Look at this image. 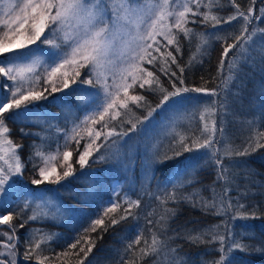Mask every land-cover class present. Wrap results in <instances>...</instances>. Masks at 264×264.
<instances>
[{
  "label": "trees",
  "instance_id": "1",
  "mask_svg": "<svg viewBox=\"0 0 264 264\" xmlns=\"http://www.w3.org/2000/svg\"><path fill=\"white\" fill-rule=\"evenodd\" d=\"M199 3L197 9L195 0H187L191 11H187V23L182 26L190 29L191 34L174 32H179V51L175 44L167 45L166 41L160 42L159 51H155L156 42L146 50L141 83L145 79L152 83L143 88L139 86L141 83L136 84L128 93L142 99L130 98L125 102L127 108L119 107L115 118L101 126L105 133L114 131L118 138L124 139L122 153L107 157L102 150L107 154L108 150L101 147L100 154L93 157L94 162L83 168L75 164L71 168L73 174L62 179L66 189L60 194L56 192V196L64 205L65 216L50 212L42 218H30L19 205L29 190L36 192V187L43 188V184L31 185L43 164L36 152L46 155L61 146L67 120L60 115L66 102H71L69 108L75 114L85 108L87 102L76 96L94 87L83 82V77L89 74L88 67L79 69L80 75L61 94L37 84L36 92H44L47 99L28 107L31 113L49 111L44 119L4 116L23 174L18 189L0 207V212L10 217L4 229L17 241L15 248L9 250H16L20 264H214L221 257L220 237H225V251L233 241L249 246L244 250L234 248L228 264H264V147H258L264 144V45L250 42L251 30L243 33L240 22L243 18L237 16L238 10L247 13L251 8V20L258 18L254 25L264 31V0H199ZM233 16L237 18L225 22ZM45 35H49L47 28ZM53 38L61 44L59 36ZM36 45L35 51L44 50V54L63 47L62 44L52 48L39 42ZM235 47L239 51L228 77L226 68ZM29 49L34 51L30 46L20 53L26 55ZM167 52L175 56V63ZM148 53L156 57L152 63H148L151 59ZM35 72L26 85L36 84L32 77L40 75V68ZM148 72L154 75L149 77ZM173 72L175 76L171 75ZM220 86L224 90L222 99L218 98L222 120L218 122L217 112L214 123L217 127L221 125L226 144L232 149L228 161L221 165L222 171L216 165V158L204 152L207 137L202 131L208 124L201 123V116L180 125L171 138L159 142V150L155 147L153 153L156 152L149 155L142 167L136 148L141 138L139 129L141 123L161 108L157 105L163 96L177 90L182 93L184 89H204L215 94ZM195 104L194 110L202 111ZM211 108L204 113L212 114ZM77 155L75 152L74 156ZM149 169H152L150 175ZM114 179L124 181L123 191L129 194L128 199L112 196ZM166 182L168 186L162 190ZM220 184L223 189L218 187ZM130 201H139V205L129 208ZM229 201L232 207L221 211ZM113 203L117 207L107 211ZM206 204L209 206L205 207ZM125 209L132 214L127 215ZM161 216L165 217L163 222ZM97 219L103 223L93 226ZM113 219L118 221L115 225L111 223ZM29 236L32 238L27 242ZM138 236L139 243H135ZM190 237L199 239L192 241ZM73 244L75 248L71 247Z\"/></svg>",
  "mask_w": 264,
  "mask_h": 264
},
{
  "label": "rangeland",
  "instance_id": "2",
  "mask_svg": "<svg viewBox=\"0 0 264 264\" xmlns=\"http://www.w3.org/2000/svg\"><path fill=\"white\" fill-rule=\"evenodd\" d=\"M23 2L24 0H0V21L6 20L9 22V24H11V28H9L4 23H0V40H3L5 43L9 42L10 39L15 40V38L21 36V34H32L31 9H28V23L24 25V28L19 29V32H17L16 29L19 27L20 21H17L16 23H12V21L15 20L17 16H19L22 21L25 18L24 13L21 12L19 8H15L11 12L5 14V9L10 4H22ZM100 2L105 9L104 18L109 23V25L112 26V6L114 4L117 6L120 4H124L127 7L137 8L143 10V12H147L149 7L155 8V6L161 3L162 0H100ZM185 5H187V0H169L168 11L173 12L174 15L183 11L186 15L187 10L185 9ZM252 13V11L246 13L249 14V22L246 25V30H251L250 36L252 40L250 42L254 41L260 45H264V31L255 27L254 24L258 18H254V20H251V15H253ZM52 14H55V9L52 10ZM118 14H122V10L121 13ZM173 20L174 16H168L164 21L158 22L154 29H148L150 31H153L156 35L155 40L148 38L146 43L152 44L156 41H166L163 36L159 35L158 33L161 31H167V28H161V24H167L169 27H171ZM148 22L149 20L146 19L145 23L140 24L139 29H137V18L135 16H132L127 19H120L114 27L118 32L123 33L125 30H127L132 34H135L137 33V31L144 32L146 30V24ZM240 22L241 25H243L244 33L245 21L241 19ZM75 24V21L70 22L68 27H66L63 32L56 34L57 37L59 36V40L61 42L60 45L63 44V47L60 46L57 51H54L51 54H44V50H42L41 52L35 51V47L37 46L36 44L28 45L23 49H13L12 52L5 54L11 57L13 52H20V50H24L26 48H29L30 46L34 47L33 52L36 53L35 56L26 54L23 55V59L16 62L20 64H31L33 59H35L36 57L39 58V63L35 66L34 71L25 72L24 75L27 80H29L31 78L30 76L34 74L33 72L40 68V82H35L36 84H32L30 86L26 85L25 82L21 89L25 94H27L29 90L36 91L38 89V83H41V88L48 87L51 91L54 85L59 89V91H56V93L61 94L64 91L66 92V89L63 88V83L65 80H67L68 85L75 81V79L77 78L76 72L82 68L80 65L84 64V61L81 59V54L78 53L75 57V59L77 60V64H64L62 59L64 52L70 51L67 45L63 43V39L66 34L69 36L72 34V32L75 30ZM176 31L177 29L172 28L173 33ZM124 39H127V37H124ZM238 51L239 49L236 50V47L231 51V60L229 61L226 68L228 77H231L229 71L233 70L231 69V65L234 60L237 59L235 55ZM146 52L147 51L141 53V55L145 56ZM130 54V49L125 47L121 39H117L114 46L109 50L107 56L103 58V66L96 70L98 73H102V75L92 74L91 60L87 64H84L83 67H88L89 74L83 77V80L86 81L88 79H91L93 83L90 85H94V87L86 92L82 91L78 96H76L77 98L80 97L82 101L84 99V101L87 102L85 108L82 111L76 112L75 114L73 112L74 110L69 108L71 104L70 101H67L62 109L60 118L65 119V121L67 120V124L62 130L61 146L57 147L55 150L49 151V153H46V155L43 154V164L37 169L35 173L36 177L34 179H43L40 176L41 168H44L45 171H51V169L55 167L56 174H53L49 178V180H46L42 183L43 185L41 186H43V188L36 187V192L34 190H29L27 192L26 198H24L23 202L19 205L20 210L26 211L30 218H42L40 216L47 215L50 212L51 214L53 213L57 216H65L64 205L60 203V199L58 198L59 196H56V192L57 194H60L63 193L66 189L64 186H62L63 183L61 182L63 179V173L64 171L69 170V165H71L72 168V166H74L75 164H79V156L86 150V146L90 145L87 150L91 152V156L87 157L88 163L94 162L93 157L99 155V150H101L100 148H104V146L105 149L108 150V154L105 153V150L103 148L102 151L107 155V157H109L108 155L112 156L122 153L124 149V139L121 137L118 138L115 135L114 131L109 132L111 133V135H109V133H105L101 126L107 124L112 117H115L117 115V109L120 107L121 102L125 103L131 98V95L128 94L129 90L134 85L139 84L143 81V79L141 80V64L143 59L131 61L129 59ZM59 65H62V67H59V71H57L53 75L52 69L58 67ZM65 73L67 75H65ZM35 77L37 76L32 77L33 81H35ZM133 78L136 79L135 84H133ZM14 83H19V78L17 79V82H13L12 80H9L6 76H4V74L0 73V101H4V94L7 93L8 99L4 102H11V91L14 90ZM105 84L109 86L107 91L114 93L111 99H106L104 87ZM130 84L132 85V87L127 88V95H125L124 88ZM4 85H7L8 87L5 88ZM218 88L219 91L217 90L215 94L209 91H182V94L170 97L169 101L165 102L164 106L161 107L156 112V114H153L150 118L141 123V128L139 129V136L141 138L140 142L136 144V148L139 149L138 156H140V158L142 159V167L145 166L147 161L150 159L149 155H153L156 151L159 150V142L167 141V139L171 138L173 133L178 130L180 125L184 124L185 122H189L195 116H203L201 123H207L208 125L207 130L202 131V134H204L207 139L211 138L212 140H214V143L211 147H203L204 152L216 158V165L219 166L220 171H222L221 165L223 164V162L228 161V154L232 152V149L230 144H226L222 129H220L221 125L217 127V123L216 126L214 123V117L216 113L218 112L219 114L217 118L218 122L222 120V117L220 118V116L223 113L222 106H220L221 102H218V98H220V100L222 99L221 96H223L224 90L221 86ZM83 92L84 98L82 97ZM17 98H19V95L17 96ZM111 100L116 101V106L114 108H108L105 112L104 108L107 106V103L111 102ZM195 102L198 103V108L202 111L194 110V108L196 107ZM209 103H212L211 105H213L214 107L211 108ZM23 108L24 105L22 104L20 109H9L8 112L4 113L6 115H2L11 117V113L13 111L20 110L22 112ZM210 108L212 109L214 115L213 113H204L205 109ZM48 114L49 111H39L36 113L33 112L26 119L32 121L42 120ZM101 115H103V119H101ZM86 116L90 117V119L85 122ZM208 116H210V120L207 119ZM20 119L22 120L25 118ZM98 125L100 126L98 127V129H96ZM213 128H215L216 131L213 132ZM97 132H100V136L102 135V138H100V136H96ZM106 136L107 139H105ZM104 142L105 145L102 146ZM154 142L156 143V145ZM155 147L157 150L155 149ZM154 150L156 151L153 153ZM64 152L71 153V157L68 160L64 159ZM75 152H77V156H74ZM14 153L18 155L16 146L11 143L8 137V132L4 133L0 131V176L7 175L8 177V182L5 184V187L8 189V191L6 194H0V207L2 205H5L6 201L11 198V195L18 189L17 184L21 182V175H17L15 173V166L17 161ZM52 157H54V159ZM40 158L41 157H39V159ZM45 159L47 160V163L44 162ZM218 160L221 163H217ZM151 170L152 169H149L147 171L149 175L151 174ZM56 175L62 177L60 183L51 182L56 179ZM123 184V180H112L111 192L113 197L118 196L120 200L129 198V194L126 191H123ZM31 185L36 186L32 184V182ZM167 186L168 183L166 182L163 185L162 190H165ZM218 187H221L223 189L221 184ZM45 188L48 189L46 190ZM32 192H34L35 194H33ZM42 192H44V198L40 197V195H42ZM222 193L220 194L222 195ZM26 202L28 203V207H25ZM2 216L5 215L0 212V217ZM45 218H49V216ZM4 223H8V221ZM6 226L7 225L0 223V264H20L21 260L17 259L16 257V250H9H13L15 248L17 241L16 239H13L11 237V233H9L7 229H4V227L6 228ZM31 238L29 236L27 242L30 241ZM8 256H10L9 259ZM6 259L7 261H5Z\"/></svg>",
  "mask_w": 264,
  "mask_h": 264
},
{
  "label": "snow or ice",
  "instance_id": "3",
  "mask_svg": "<svg viewBox=\"0 0 264 264\" xmlns=\"http://www.w3.org/2000/svg\"><path fill=\"white\" fill-rule=\"evenodd\" d=\"M196 7L199 9L200 3L199 0H195ZM168 4L169 0H162L161 3L157 4L155 8L149 7L147 12H143L141 9L137 8H130L125 6L124 4L120 5H113L112 6V26L109 25V23L104 18V12L105 9L103 5L101 4L100 0H24L22 4L16 3V4H10L5 9V14L11 12L15 8H19L21 12L24 13L25 18L21 21V18L17 16L15 20L12 21V23H16L17 21H20L19 27L16 29L17 32H19V29L24 28V25L28 23V9H31V31L32 34L26 35L21 34V36L15 38V40L10 39L9 42L5 43L3 40H0V73L4 74L9 80H12L13 82H17V79L19 78V83H14V90L11 91V102H4L8 99V94H4V101H0V131L7 133L9 129L5 127V117L2 115L6 112H8L9 109H20L21 105H24L23 111H13L11 113V117L13 119H20V118H27L31 112L28 107L29 104H32L33 102H38L42 99H47V97L44 95V92H36L29 90L27 94H25L21 89L23 87V84L27 82V78L25 77V72H32L34 71L35 66L39 63V58L36 57L32 60L31 64H20L16 63L17 61L24 58V56L20 52H13L11 57H9L8 54L12 52L13 49H23L28 45H34L39 42L40 44H46L52 46V48H58L60 45L56 43V40L53 38L56 36L57 33L63 32L66 27L70 24V22L75 21L76 24L74 26L75 30L72 32V34L65 35L63 39V43L67 45V47L70 49V51H65L64 55L62 57L64 64H77V60L75 57L77 54H81V59L84 61V64H87L90 60L92 62V74L93 75H102V73H98L96 70L103 66V58L107 56L109 50L114 46L117 39H121V41L124 43L125 47L130 49V56L129 59L131 61L136 60H142L145 59L141 53L145 52L147 48H151L152 44H147L148 38H151L155 40V35L153 31H150L148 29H154L158 22L164 21L166 17L168 16H174L173 23L171 27H169L167 24H161V28H167V31H161L158 34L163 36V38L167 41V45H173L175 44L176 51H179V32H183L185 36H189L191 34V30L184 28L182 25L183 23H187V20L185 18V13L183 11L179 12L178 14L174 15L173 12L168 11ZM55 9V14H52V10ZM185 9L187 11H191L185 5ZM122 14H118L121 13ZM252 9L249 8L248 12H251ZM195 14V13H193ZM135 16L137 18V24L136 27L139 29L140 24H144L145 20L148 19L149 22L146 24V30L144 32H139L132 34L131 32L125 30L123 33L118 32L115 29V25L120 19H127L129 17ZM238 17H242L245 21V31H246V25L249 22V15H247L245 12L239 11L237 12ZM236 16L229 17L228 20H226V23L231 22V20L236 19ZM0 23H4L7 27L11 28V24H9L8 21H0ZM82 26V27H81ZM49 29V35H45V30ZM172 28H175L179 30L177 33L172 32ZM43 37V39H42ZM124 37H127V39H124ZM249 39L251 37L249 36ZM157 47L155 51H159L160 47L162 46L159 41H156ZM229 47H232L231 45ZM90 49V50H89ZM39 49H37L38 51ZM228 49H225V54H227ZM28 55L35 56L36 53L33 52L31 49H29ZM149 56H151V53H148ZM163 55V53H162ZM168 56L172 57V63H175V56H172L171 52H167ZM156 60L155 56H151V59L148 60V63H152ZM84 64L80 65L81 67L84 66ZM59 67H62V65H59L56 68L52 69L53 75L59 71ZM167 71L166 69H162ZM181 72L184 71L183 68L180 69ZM131 74V73H130ZM65 75H67L65 73ZM80 73L77 71L76 76H79ZM147 75L149 77H152L154 74L153 72H148ZM172 76H175L176 74L173 72L171 73ZM40 80V77H35V82H38ZM87 84H92L93 81L91 79H88L86 81H83ZM136 83V79L133 78V84ZM152 81L145 79L143 83H141L139 86L141 88L144 87L145 84H151ZM183 83V81H181ZM5 88H7V85H4ZM69 87L67 80L63 83V88L67 89ZM105 96L106 99H111V97L114 95V93L108 92V85L105 84ZM132 87V85H127L124 88L125 95H127V88ZM47 91V89H45ZM59 91L58 88H56L54 85L52 87V92ZM183 91H188V89H184ZM197 92L206 91L204 89H195ZM182 94L180 90H177L175 93L166 94L163 96L161 102L159 105H157V108L163 107L165 102L169 101L171 96ZM19 95V98L17 96ZM139 99H142V97L132 96L131 100L137 101ZM116 106V101L111 100L110 103H107V106L104 108V111L106 112L108 108H114ZM120 107L127 108V103L121 102ZM155 111V109H153ZM118 114V113H117ZM151 115V113H149ZM113 119L115 117H112ZM90 119V117H85V122ZM101 119H103V115H101ZM201 119H203V116H201ZM83 123V122H82ZM133 128H135V125H133ZM205 130H207V125L205 126ZM216 131L215 128H213V132ZM111 135V133H109ZM96 136H100V132L96 133ZM107 139V136L105 137ZM214 143V140L211 138L205 140V143L203 146L205 147H211ZM67 146V145H66ZM90 147V145L86 146V150L80 154L78 163L83 168L85 164L88 163L87 157L91 156V152L87 149ZM258 147H264V144H258ZM247 153V149H245V154ZM14 156H16V166H15V173L17 175L22 176V165L19 162V157L14 153ZM36 156L43 157V153L37 151ZM64 159L68 160L71 157L70 152H64L63 153ZM54 159V157H52ZM47 163V160L44 161ZM217 163H221L219 160ZM56 174V169L53 167L51 171H45L44 168L40 169V176L43 179H33L32 184L34 185H40L44 181L49 180V178ZM73 173L71 171V165H69V170L64 171L63 178L71 176ZM62 177L59 175H56V179L54 181H51L52 183H60ZM8 182L7 175L0 176V194H6L8 189L5 187V184ZM169 198L174 199V195H170ZM223 203V201H222ZM133 205H139V201H130L129 208H131ZM209 205H205V207H208ZM211 207H215V204L210 205ZM25 207H28V203H25ZM117 207V204L113 203L111 207L107 209V211H113ZM232 204L231 202H227L226 207L222 208L221 211H226L227 208H231ZM240 207H243L241 205ZM165 211H168L167 209ZM125 212L127 215H131L132 213L125 209ZM126 217H121V219H125ZM10 220L9 216H2L0 217V223H4ZM165 220V217L161 216L160 222H163ZM118 221L113 219L111 223L115 225ZM151 223V221H149ZM103 223L102 219H97L92 222V225H100ZM94 230V227H93ZM192 241H196L199 239L198 237H190ZM224 240L225 237H220L221 241V257L219 261L214 262V264H228L230 262L231 256L230 253L234 248L238 249H246L247 245H243L240 243H237L235 241L232 242V244L228 247V251H225L224 248ZM79 242V241H78ZM135 243H139V236L137 237V240ZM157 243V240L155 236L153 237V245ZM72 248H75L76 245H71ZM129 248H131V245H129ZM155 251V249H153ZM89 251H91V248H89ZM141 251H144L143 249ZM147 254V253H145ZM27 255V254H26ZM180 264H183V262H180Z\"/></svg>",
  "mask_w": 264,
  "mask_h": 264
},
{
  "label": "water",
  "instance_id": "4",
  "mask_svg": "<svg viewBox=\"0 0 264 264\" xmlns=\"http://www.w3.org/2000/svg\"><path fill=\"white\" fill-rule=\"evenodd\" d=\"M3 224H7V223H3Z\"/></svg>",
  "mask_w": 264,
  "mask_h": 264
}]
</instances>
